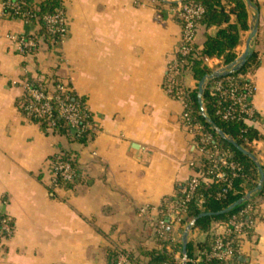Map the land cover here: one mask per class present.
Instances as JSON below:
<instances>
[{"label":"crops","instance_id":"crops-1","mask_svg":"<svg viewBox=\"0 0 264 264\" xmlns=\"http://www.w3.org/2000/svg\"><path fill=\"white\" fill-rule=\"evenodd\" d=\"M4 1L0 226L6 219L11 231L0 233V264H112L115 252L139 263L148 260L147 254L159 248L150 219L194 174L191 164L200 158L182 124L183 103L165 89L181 35V0H59L66 39L43 41L28 55L12 37L35 35L39 25L3 15ZM43 1L29 3L36 8ZM255 4L249 7L250 29L241 33L236 50L238 57L244 52L257 21L251 50L258 65L250 75L256 118L247 124L261 135L252 147L264 164V0ZM217 30L200 25L197 44ZM216 66V61L209 64ZM54 78L68 84L92 114L94 134L85 145L42 129L24 109L25 83ZM182 81L190 90L197 87L190 70ZM69 149L76 152L79 177L71 187L57 186L52 161ZM255 217L231 264H264V198ZM216 226L209 233L191 230L188 240L203 243ZM184 230L174 225L171 239L182 242Z\"/></svg>","mask_w":264,"mask_h":264},{"label":"trees","instance_id":"trees-1","mask_svg":"<svg viewBox=\"0 0 264 264\" xmlns=\"http://www.w3.org/2000/svg\"><path fill=\"white\" fill-rule=\"evenodd\" d=\"M249 1L253 5H256L255 0H187L183 2L202 5L205 12L198 22L199 26L204 25L205 27H216L218 29L214 36H207L202 46L197 44L195 45L193 52L190 54L178 56L179 61L181 59L187 61V63L184 64V68H188L192 72V75L197 82L196 88L191 90L188 88L186 89L187 95L185 96V100L189 102V106L186 110L192 117V123H197L202 127L204 132L210 133L214 137L215 143L219 148L230 151L232 154L231 160L240 168L239 171H236L237 176H232L231 171L226 170V172L229 173L228 179L201 183L197 190L205 198L202 208H199L194 200L187 203V214L184 223L195 221L192 230L197 229L209 233L213 223L228 220L231 216L244 209L249 203H253L254 208L258 209L260 201L264 198V181L261 189L254 191L260 181L258 166L250 156L244 154L228 140L229 138L232 139L238 146L255 155L252 143L261 139V135L256 129L249 126L247 121L238 119V114H235V118H224V110L229 108L232 105V102L224 99L219 91L214 88L218 82H221L225 89L229 88L230 84L233 83L234 86L238 88V91L236 92L238 94L244 92V89L242 88L244 84L247 83L251 86L253 95L254 84L248 76L252 75L257 68V55L252 50L251 54L246 58L245 64L240 69L212 78L209 77L212 74V69L205 62V58H218L222 60L224 64L229 65L238 58L236 49L241 42V33L250 29ZM22 12L27 13L29 20H33L39 25V30L35 35L37 37L42 36L44 41L51 45L54 37L45 30V17L59 12H63L64 14L60 1L44 0L35 8L29 3V0H26L25 3L22 4ZM8 17H20V15H9ZM178 21L181 25V20L179 19ZM35 35H28L26 37H33ZM184 74L185 73H178L173 76L175 83L179 87L183 86L182 79ZM203 80L204 88L201 97L199 98L198 86ZM27 82L34 88L46 91L51 80L46 79L39 81L31 79ZM172 96L175 97L174 94H172ZM25 98V105H27L30 103V96L27 92ZM71 98H73L72 100L74 103L79 104V108L82 113L85 114L81 120L80 126L88 123L92 124V114L85 106L84 100L74 97L73 93L71 94ZM251 99H249V103H251ZM200 100L204 107V113H202L201 110ZM243 117L248 120H253L256 118V113H253V116L251 117L246 115ZM31 118L40 123L42 129L49 128V122H53L54 133L67 138L70 143L85 145L94 134V130L90 128H86L79 133L71 132L68 122L60 116L57 104L53 101L51 114L49 116L44 118L31 116ZM219 130L224 133L225 137L219 135ZM75 154L76 152L71 149L64 150L61 155L57 154L53 159L55 161L69 162L73 168L78 171L79 164ZM201 163H206L205 157H201ZM260 165L264 174V164ZM199 168L195 166L194 171H197ZM78 177L79 173L76 175L74 182H67L59 177L58 182L61 186L71 187L75 184ZM186 182L187 181L178 185L177 190L184 186ZM229 183L231 184V188L227 190ZM225 188L226 191L224 192L223 190ZM248 192L252 193L249 200L236 205L230 211L212 216H200L204 212H220L225 210L243 198ZM172 200L173 196L166 197L161 204L159 209L163 210L159 215L161 219H166L164 209ZM166 232L170 235L171 229L166 228ZM154 236L159 244V248L149 252L147 254L148 260H144L142 263H139V260L131 258V261L134 264H163L165 262L174 264V254L177 253L184 257L183 242H174L171 237L167 241H164L156 234ZM214 239L215 238L212 234H208L206 241L203 243L197 244L193 240H188L185 258L192 259L201 253V261L199 264H222L219 260L207 256L213 249ZM237 247L238 246L235 245V249ZM236 254L227 264H231L236 260ZM118 256L119 252H115L111 255L112 264H117ZM181 264L192 263L186 261Z\"/></svg>","mask_w":264,"mask_h":264},{"label":"built area","instance_id":"built-area-1","mask_svg":"<svg viewBox=\"0 0 264 264\" xmlns=\"http://www.w3.org/2000/svg\"><path fill=\"white\" fill-rule=\"evenodd\" d=\"M26 0H5L3 2V15H20L29 20L27 13L22 12V4ZM205 9L200 4L181 3L178 9V16L181 20V35L178 43L174 48V56L171 59L168 67V80L165 83L166 91L172 96L174 94L177 100L183 103L184 111L182 114V124L185 130L194 137L196 148L200 154V158L193 162V167H200L194 174L187 180L184 186L177 190L173 196V200L164 209L166 219L159 217L160 212L154 218L150 219V224L154 228V233L162 240L167 241L170 239V235L167 234L166 228L171 229L174 225L179 224L182 227L190 223H184L187 214V203L195 201L199 208L205 201L204 196L197 190L201 183H208L218 180L228 179L229 173L226 170H230L232 176H237V172L240 168L231 160L232 154L228 150H223L217 146L214 137L210 133H206L202 130V127L197 123H192V117L186 110L189 106V102L185 100L187 95V87L183 84L182 87L177 86L173 76L178 73H186L188 68H184V64L187 63L185 59L179 61L178 56L188 55L195 49L197 45V32L199 28V20L202 18ZM45 30L52 35L54 39L52 44H61L68 35L67 21L63 12L57 14L48 15L45 17ZM16 40L18 50L25 54H31L38 50L41 46L44 38L41 36L33 37H12ZM213 61L217 62L216 67H210L212 73L217 70L225 68L227 65L218 58H205L206 64L209 66ZM248 78L251 80L250 75ZM46 91L34 88L28 82L25 83V91L30 96V103L24 106L26 113L29 116H35L37 118H44L51 114L52 101L57 104L58 113L69 124L70 130L73 133H79L86 128L94 130L93 123L80 126L81 120L85 116L79 108V104L73 102L71 98L72 89L68 84L59 79H50ZM219 91L220 95L232 102V105L224 110V118H235V114H238V119L248 121L243 116H253V109L249 99L252 97V88L249 84H244V92L236 93L238 88L233 83L229 88H224L221 82H218L214 87ZM242 115V116H241ZM54 132V123L49 122V128ZM60 155L62 152L59 153ZM201 157H205L206 163H201ZM203 167V168H202ZM205 168V169H204ZM52 172L54 177V184L59 185L58 178L67 182H74L76 175L79 171H76L71 163L52 161ZM231 188V184H228L227 190ZM226 191V188L223 190ZM249 193V192H248ZM247 193V194H248ZM252 195V194H251ZM249 200V199H247ZM256 209L253 203H249L244 209L231 216L224 222L217 223L216 228L212 229V236L214 239V245L212 251L207 255L209 258L219 260L222 264H227L237 253V249L242 240L246 238L247 233L252 229L255 224ZM216 229V230H215ZM11 226L6 219L1 220L0 233H9ZM235 245L238 246L235 249ZM171 251V250H170ZM184 261H189L192 264H199L201 261V253L192 259H185L184 257L174 254V264H181ZM131 258L128 254H119L117 264H131ZM163 264H169L167 262Z\"/></svg>","mask_w":264,"mask_h":264},{"label":"water","instance_id":"water-1","mask_svg":"<svg viewBox=\"0 0 264 264\" xmlns=\"http://www.w3.org/2000/svg\"><path fill=\"white\" fill-rule=\"evenodd\" d=\"M187 0H181V2H185ZM249 6L250 7H254V5L249 1ZM257 29H258V22L256 21L255 24L253 25L252 29H251V33L248 37L246 46H245V50L244 52L231 64L227 65L225 68H222L221 70H217L216 72L212 73L209 77H216V76H220V75H225L228 74L230 72H233L235 70L240 69L246 62V58L251 54V42L253 40V38L255 37L256 33H257ZM204 88V80L200 82L198 89H199V98L201 97L202 91ZM200 104H201V110L202 113H204V107L202 105V101L200 100ZM220 136L225 137L224 133L219 130L218 131ZM233 145H235L240 151H242L244 154H247L248 156H250V158L256 163V165L258 166L259 169V173H260V181L256 187V189L254 191H258L261 189L263 181H264V174H263V169L260 165V163L257 160V157L252 154L251 152L245 150L244 148L238 146L232 139H228ZM252 193H248L246 194L243 198H241L240 200H238L237 202H235L234 204H232L231 206H229L228 208H226L225 210H222L220 212H204L202 213L200 216H212V215H216V214H223L226 213L228 211H230L232 208H234L236 205L243 203L244 201H246L247 199H249L251 197ZM195 221H191L185 228L184 233H183V238H182V242H183V253H184V258H185V252H186V246H187V242H188V236H189V232L192 230V228L194 227ZM186 259V258H185ZM186 261H184L185 263Z\"/></svg>","mask_w":264,"mask_h":264},{"label":"rangeland","instance_id":"rangeland-1","mask_svg":"<svg viewBox=\"0 0 264 264\" xmlns=\"http://www.w3.org/2000/svg\"><path fill=\"white\" fill-rule=\"evenodd\" d=\"M187 71H189V69L187 70ZM187 73V72H186ZM185 85V84H184Z\"/></svg>","mask_w":264,"mask_h":264}]
</instances>
